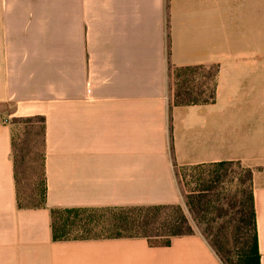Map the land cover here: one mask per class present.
I'll return each instance as SVG.
<instances>
[{
    "label": "crops",
    "instance_id": "1",
    "mask_svg": "<svg viewBox=\"0 0 264 264\" xmlns=\"http://www.w3.org/2000/svg\"><path fill=\"white\" fill-rule=\"evenodd\" d=\"M171 67L216 68L215 101L175 106ZM36 116L46 205L20 208L12 119ZM222 162L253 171L264 264V0H0V264H223L197 232L54 241L51 217L184 206L177 168Z\"/></svg>",
    "mask_w": 264,
    "mask_h": 264
},
{
    "label": "trees",
    "instance_id": "2",
    "mask_svg": "<svg viewBox=\"0 0 264 264\" xmlns=\"http://www.w3.org/2000/svg\"><path fill=\"white\" fill-rule=\"evenodd\" d=\"M193 71L203 70L201 67L174 68L172 71ZM213 74V89L210 98L205 101H196L183 99L181 91H173L175 106H188L213 103L215 101V76L217 69L214 68ZM39 120L42 123V129L45 138L46 119L42 116L22 118V121ZM45 140V139H44ZM44 149V146H43ZM12 152L15 166V180L17 185L18 204L20 208H42L46 205L47 182L45 174V154L42 155V171L38 179V175H33L34 189L29 195L30 203L24 204L20 179V168L18 160H16V141L15 136L12 139ZM236 162H222L216 164L195 166L197 168H218L223 169L232 166ZM239 163V162H237ZM251 179L253 180V172L250 171ZM215 177L212 181H219L221 178L218 173H214ZM210 184H203V188L196 191L194 196L188 198V207L190 212L194 213L197 205H201L207 198V195L212 191ZM27 196V195H26ZM199 196V197H197ZM196 198V199H195ZM196 200V203H195ZM232 213L228 221V229L231 232V237L228 241L223 242L219 237H214L210 245L217 253L223 264H261V255L258 243L257 218L255 210V202L253 195V186L251 193L248 195L247 201L240 208L230 205ZM105 211L112 217L107 221L108 229L102 228L103 232H112L108 235L101 236H72L76 229H82L84 232H91L90 224L83 215L90 212ZM52 236L54 241H71V240H90L101 238H124V237H142L147 239L152 247H168L172 239L176 237L193 235L194 231L189 223L182 206H142L133 208H116V209H67V210H52Z\"/></svg>",
    "mask_w": 264,
    "mask_h": 264
},
{
    "label": "rangeland",
    "instance_id": "3",
    "mask_svg": "<svg viewBox=\"0 0 264 264\" xmlns=\"http://www.w3.org/2000/svg\"><path fill=\"white\" fill-rule=\"evenodd\" d=\"M214 67L193 71H172L170 73V87L172 96L175 91H181L183 99L205 101L210 98L213 89ZM174 91V92H173ZM172 103L175 99L172 97ZM2 109V108H1ZM3 110V109H2ZM15 127L16 160L20 168V179L22 181L21 190L23 203H30L29 195L33 193V175L41 174L42 155L44 146V133L42 123L39 120L22 121V118L12 119ZM251 169L246 168L240 162L233 163L223 169L218 168H197L178 167L176 172L178 181L184 196V206H182L194 233L201 234L209 243L214 237H219L226 242L231 237L228 229V221L232 210L230 205L240 208L244 204L252 190ZM214 173H218L220 180L212 181ZM210 184L212 191L201 205L196 206L194 213L188 207V198L196 197L193 193L203 188V184ZM27 195V196H26ZM199 197V196H197ZM196 199V198H195ZM196 203V200H195ZM90 224L91 232H84L76 229L72 236H101L112 232H103L102 228L108 229L107 221L112 217L105 211L86 213L83 216Z\"/></svg>",
    "mask_w": 264,
    "mask_h": 264
}]
</instances>
